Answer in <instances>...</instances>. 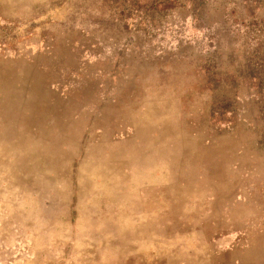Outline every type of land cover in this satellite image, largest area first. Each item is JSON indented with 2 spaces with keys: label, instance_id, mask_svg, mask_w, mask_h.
I'll return each instance as SVG.
<instances>
[{
  "label": "rangeland",
  "instance_id": "obj_1",
  "mask_svg": "<svg viewBox=\"0 0 264 264\" xmlns=\"http://www.w3.org/2000/svg\"><path fill=\"white\" fill-rule=\"evenodd\" d=\"M0 264H264V0H0Z\"/></svg>",
  "mask_w": 264,
  "mask_h": 264
}]
</instances>
